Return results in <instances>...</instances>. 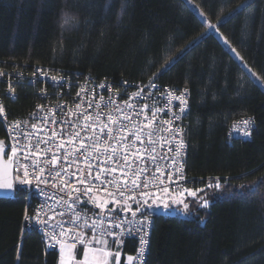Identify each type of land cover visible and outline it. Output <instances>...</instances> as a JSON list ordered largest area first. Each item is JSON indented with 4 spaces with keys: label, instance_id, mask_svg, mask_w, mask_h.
<instances>
[{
    "label": "trees",
    "instance_id": "1",
    "mask_svg": "<svg viewBox=\"0 0 264 264\" xmlns=\"http://www.w3.org/2000/svg\"><path fill=\"white\" fill-rule=\"evenodd\" d=\"M193 3L264 82V0ZM36 66L65 80L45 83ZM86 75L116 87L189 89L186 192L197 195L185 198L187 209L178 205L183 215L153 212L173 202L162 194L145 204L155 217L147 264H264V88L188 0H0V97L9 117L70 94ZM242 117L254 120L251 137L233 138L231 124ZM27 192L0 199V264H58V249L25 225ZM201 196L207 207L198 206ZM109 242L128 264L136 242Z\"/></svg>",
    "mask_w": 264,
    "mask_h": 264
},
{
    "label": "built area",
    "instance_id": "2",
    "mask_svg": "<svg viewBox=\"0 0 264 264\" xmlns=\"http://www.w3.org/2000/svg\"><path fill=\"white\" fill-rule=\"evenodd\" d=\"M36 74L55 87L65 80L50 66H36ZM149 83L116 87L106 79L86 75L75 81L70 94L48 98L20 119L8 117L0 97L12 181L15 188L28 189L31 210L24 214L25 225L40 233L46 249L64 244L79 247L90 237L134 240L132 264H147L155 217L145 204L165 192L190 187L186 171L189 146L183 127L190 110L189 89L152 81L157 85L153 88ZM185 88L186 115L177 120L180 102L175 97ZM245 120L251 122L245 126ZM253 126L251 117H242L231 124L229 134L249 138ZM181 139L185 147L177 154ZM25 179L31 187L20 183ZM95 195L113 201L102 206L94 203ZM138 228L142 229L139 235L148 240L142 255H138L139 240L129 236Z\"/></svg>",
    "mask_w": 264,
    "mask_h": 264
},
{
    "label": "snow or ice",
    "instance_id": "3",
    "mask_svg": "<svg viewBox=\"0 0 264 264\" xmlns=\"http://www.w3.org/2000/svg\"><path fill=\"white\" fill-rule=\"evenodd\" d=\"M193 2H194V0H193ZM202 15H203V14H202ZM74 19H75L74 17H70V16H68L67 14H65V16H64V25L71 26V25L73 24ZM209 28L215 30V31L219 34V28L216 27V25L210 24V25H209ZM61 51H62V50H61ZM232 51H235V49H232ZM237 56H238V58L241 59V61L243 62V58H242V57H239V54H238V53H237ZM177 59H178V58H177ZM170 66H171V65H166V67H170ZM245 67H247V65H245ZM37 71H40V70L37 69ZM76 75H79V74H76ZM253 75H255V73H253ZM258 79H259V78H258ZM53 80H54V78H53ZM120 83H121V84H127V81L121 80ZM101 87H106V86H105V85H101ZM149 87H153V88H155V87H157V85H155L154 83H151V82H150V83H149ZM187 92H188V89L185 88V89L183 90V92L181 93L180 96H176V97H175V99H176L177 101L180 102L179 105L177 106V107H178V111H179V113H180V115H177V116H176V119H177V120H179V119L181 118L182 115H186L187 101H186L185 99H183V97H184V95H185ZM145 107H147V105H146ZM250 122H251L250 120H245V121H243V124H244L245 126H247ZM245 135H250V132H245ZM184 147H185V145H184V143H183V140L181 139V140L179 141V143H178L177 154H180L181 149L184 148ZM12 153H13V155L16 154V149H15V148H12ZM26 159H27V157H26ZM51 162H52V163H55V162H56V158L54 157V158H53V161H51ZM172 162H173V164L176 163L175 160H173ZM112 171H115V169H113ZM28 175H29L28 165L25 164V165H23V176L26 178V177H28ZM57 175H59V173H57ZM99 175H100V174L97 173V176H96L97 179L99 178ZM181 178H183V177H181ZM83 182H84V181H81V183H83ZM20 183H21V184H24V183H30V181H28V180L25 179V180L20 181ZM208 187H213V185H208ZM215 187H216V188H219L220 185H219V184H216ZM13 188H14V185L11 184V183H9V184H0V189H8V190H12ZM87 191H91V189H88ZM87 191H85V192L83 193L85 196L87 195ZM199 191H203V190L201 189V190H199ZM188 192H189V195H191L192 197H196V195H197V193H196L195 191L188 190ZM122 194H123V193L121 192V195H122ZM78 199H79V197H77V200H78ZM200 200L202 201V203H198V206H199V207H202V208H203V207H207V206L209 205V201H208L207 199H204L203 196L200 197ZM178 202H179V201H178ZM84 203H87V201H84ZM184 208L187 209V208H188V204H184ZM137 210H139V209H137ZM134 214H135V213H133V215H134ZM37 218H38V217H37ZM77 218L79 219V217H77ZM149 226H150V225H149ZM141 230H142V229L138 228L137 231H136V233L129 232V236H130V237L134 236L135 238H137V239L139 240V243H140V249H139V251H138V255H142V254H143V251H144V249H145V247L148 245V240L145 239L144 236L139 235V232H140ZM145 235H147V233H145ZM53 239H54V237H53ZM114 243H115V242H114ZM73 247H74V245H73ZM18 258H19V257H18ZM127 259H128L129 262H131L134 258H133L132 256H128Z\"/></svg>",
    "mask_w": 264,
    "mask_h": 264
},
{
    "label": "crops",
    "instance_id": "4",
    "mask_svg": "<svg viewBox=\"0 0 264 264\" xmlns=\"http://www.w3.org/2000/svg\"><path fill=\"white\" fill-rule=\"evenodd\" d=\"M109 241L111 240L105 239L106 249L101 245H96L99 240L92 237L79 247L64 244L57 248L59 252L58 264H120L123 257L122 250L119 247L111 249ZM126 263L132 264V261L129 262L126 257Z\"/></svg>",
    "mask_w": 264,
    "mask_h": 264
},
{
    "label": "rangeland",
    "instance_id": "5",
    "mask_svg": "<svg viewBox=\"0 0 264 264\" xmlns=\"http://www.w3.org/2000/svg\"><path fill=\"white\" fill-rule=\"evenodd\" d=\"M188 2L190 3V5L195 9V11L199 14V16L207 22L208 27L211 24L207 18L205 17V15L203 14V12L191 1L188 0ZM203 14V15H202ZM209 30H213L210 29ZM216 36L222 41V43L225 45V47L227 49L230 50V52L233 54V56L240 61L243 66L245 67V65H247L246 70L251 74V76L257 81V83H259L263 88H264V82L262 81V79L258 76V74L243 60V62L241 61V59L238 58L237 53L239 54V57H241L240 53L231 45V43L228 41V39L226 37H224V35L219 31V34L214 30ZM232 49H235V51H232ZM253 73H255V75H253ZM259 78V79H258ZM192 191V190H191ZM187 196H191L189 195V192L187 191H176V192H165L162 194L161 197H165L166 199L171 198L173 200V202L171 201L168 206H160L158 208H152L153 212H163V213H167V214H182L183 212L181 211V209L178 207V205H183L184 204V200ZM159 199H161L159 197ZM93 201L94 203L96 202H100V204L102 206H107L108 203L112 202L113 200L105 198L103 196L100 195H95L93 197ZM152 201V200H151ZM179 201V202H178ZM162 202V201H161ZM92 238H96L99 240V243L96 245H101L103 246V248L106 249L105 247V239L104 238H97V237H92ZM102 242V243H100ZM110 250V249H109ZM108 250V253L111 255V252ZM128 257V256H127ZM131 264V263H128Z\"/></svg>",
    "mask_w": 264,
    "mask_h": 264
},
{
    "label": "water",
    "instance_id": "6",
    "mask_svg": "<svg viewBox=\"0 0 264 264\" xmlns=\"http://www.w3.org/2000/svg\"><path fill=\"white\" fill-rule=\"evenodd\" d=\"M13 184L10 162L6 158L5 141L0 139V184ZM12 197V190L0 189V199Z\"/></svg>",
    "mask_w": 264,
    "mask_h": 264
},
{
    "label": "bare ground",
    "instance_id": "7",
    "mask_svg": "<svg viewBox=\"0 0 264 264\" xmlns=\"http://www.w3.org/2000/svg\"><path fill=\"white\" fill-rule=\"evenodd\" d=\"M149 82H152V81H149ZM141 83H148V82H141ZM36 106V105H35ZM35 109V107L33 108V110ZM32 110V111H33ZM31 111V112H32ZM31 112H29V113H31ZM7 113V112H6ZM28 113V114H29ZM28 114L27 115H25V116H21V117H14V118H12V117H9L10 119H20V118H24V117H26V116H28ZM2 121V120H1ZM2 123H3V121H2ZM255 126V125H254ZM254 126H253V128H254ZM3 127H4V130H5V126H4V123H3ZM253 128H252V132H253ZM6 131V130H5ZM252 132H251V134H252ZM251 137V136H250ZM249 137V138H250ZM1 139V138H0ZM240 139H248V138H240ZM4 141H5V147H6V158L9 160V162H10V167H11V173H12V177L14 178V173H13V169H12V161H11V157H10V147H9V145H8V139H7V136L3 139ZM12 183H13V181H12ZM14 185V184H13ZM24 185L25 186H27V187H31L32 186V184L31 183H24ZM18 189L17 188H15V186H14V188L12 189V197H14L15 196V193H16V191H17ZM27 196H28V194H27ZM11 197V198H12ZM30 202V201H29ZM149 250H150V248H149Z\"/></svg>",
    "mask_w": 264,
    "mask_h": 264
}]
</instances>
